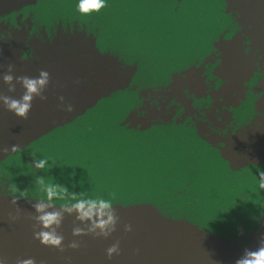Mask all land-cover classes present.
<instances>
[{
	"label": "water",
	"instance_id": "1",
	"mask_svg": "<svg viewBox=\"0 0 264 264\" xmlns=\"http://www.w3.org/2000/svg\"><path fill=\"white\" fill-rule=\"evenodd\" d=\"M78 3L0 0V95L24 91L3 82L9 65L14 77L50 75L27 119L0 102V264H235L255 251L264 0H106L88 15ZM45 157L49 167L36 169ZM37 176L114 195L116 231L73 237L79 222L65 215L64 250L41 244ZM10 184L27 193L19 213Z\"/></svg>",
	"mask_w": 264,
	"mask_h": 264
},
{
	"label": "clouds",
	"instance_id": "2",
	"mask_svg": "<svg viewBox=\"0 0 264 264\" xmlns=\"http://www.w3.org/2000/svg\"><path fill=\"white\" fill-rule=\"evenodd\" d=\"M105 6L106 0H79L76 11L82 15H88L91 12H100ZM12 72L13 65H9L8 72L3 75V82L9 86V92H14L15 85L20 84L24 90L23 94L19 99L0 95V102L7 111L19 118L27 119L34 98L46 99L43 93L49 84L50 75L47 71L41 70L36 77H14ZM60 100L63 105L64 98L60 97ZM71 110V106H67V111L71 112ZM11 147L15 151L16 146L12 145ZM34 167L36 169L49 167L48 158L34 159ZM258 175V187L260 190H264V170H261ZM33 184L38 193V199L31 205L35 213L31 219L39 228V231H34V238L38 239L41 244L64 250V237L57 232V229L61 227L65 215L74 216L75 221L79 222L72 229L73 237L92 235L95 238L107 239L116 231L120 217L115 210L114 195L110 194L108 198H105L95 192L70 191L68 186L56 183L52 179H46L44 176H37ZM9 190L11 195L6 197H11V204L16 206V212L19 213L18 201L20 198L26 197L27 193L19 191L15 184H10ZM54 205H59V207L55 211H50L49 209ZM9 219L15 222L19 219V215L9 214ZM79 225H83V227ZM125 230L131 231V225H125ZM67 247L77 249L79 243L73 240ZM106 254L108 259H111L114 254L118 255L119 242L108 247ZM18 264H36V261L33 258H27L18 261ZM235 264H264V237L259 240L255 251L246 249L243 255L235 261Z\"/></svg>",
	"mask_w": 264,
	"mask_h": 264
}]
</instances>
